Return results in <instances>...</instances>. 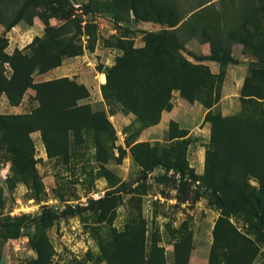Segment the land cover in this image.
Returning <instances> with one entry per match:
<instances>
[{"label": "rangeland", "instance_id": "rangeland-1", "mask_svg": "<svg viewBox=\"0 0 264 264\" xmlns=\"http://www.w3.org/2000/svg\"><path fill=\"white\" fill-rule=\"evenodd\" d=\"M26 1L0 0V115L32 114L13 120L14 142L0 123V264H264V225L248 204L220 206L208 182L168 169L181 156L187 171L204 175L211 152L244 141L258 119L264 99L242 91L264 97V0H212L197 14L196 25L223 31L238 62H204L221 78L218 103L208 107L203 94L190 103L174 91L156 123L109 104L102 85L126 46L145 47L146 32L167 23L135 17L132 0ZM157 1L177 15L199 2ZM209 51L197 36L184 54L196 62ZM17 55L19 65L38 64L33 83L71 81L56 86L46 110L13 77ZM77 95L82 107L67 106ZM217 113L240 123H219L213 141ZM245 147L249 165L229 157L219 171L245 176L247 193L264 204V136Z\"/></svg>", "mask_w": 264, "mask_h": 264}, {"label": "trees", "instance_id": "trees-1", "mask_svg": "<svg viewBox=\"0 0 264 264\" xmlns=\"http://www.w3.org/2000/svg\"><path fill=\"white\" fill-rule=\"evenodd\" d=\"M31 2L32 0H27L24 7L27 8ZM212 3V0H199L198 4L188 13L177 15L173 6L167 3L157 0H132L131 10L135 17L143 20L165 22L170 29L146 32L148 44L145 47L134 48L128 45L124 48V53L116 58L115 64L107 72L106 83L102 85L105 100L109 104H118L124 110H139L140 116L150 123L158 122L162 111L170 110L173 107L171 98L174 91H180L181 96L190 103L195 102L202 94L204 95V103L208 107L218 103L221 92L216 84L221 82V78L219 74L213 73L204 62L237 63L238 60L230 53L229 48L231 47L227 42H224L225 35L221 29L207 31L206 28L193 22L197 14L212 5ZM196 9L199 10L194 12ZM187 15H189L188 18L184 20ZM16 23L17 20L10 22L7 29H11ZM197 36L209 43L210 51L207 54L195 55L196 62H193L185 56L184 50L186 42ZM20 57L17 55L11 58L15 68L13 77L15 79L19 77L25 83H29L27 87L36 90L35 98L39 101L42 110H46V104L49 106L51 100H54V97L58 94V92L55 93L57 91L56 86L60 82L71 83V81L68 78H63L33 83L31 82L30 72L38 64L29 62L28 65H19L18 59ZM215 86L216 91L213 90ZM81 89L83 90V88H75L77 91ZM24 90L26 88H23ZM82 96L77 95L75 99L70 98L71 103L67 106L80 109L82 106L78 107L76 104ZM242 96L243 98L251 96V101H255V97L264 99V97H259L255 93H248L246 89H243ZM254 114H258V119L249 123L247 135L244 134V141L230 138L228 144L224 146L223 155H217L216 150H213L211 152L212 164L211 166L210 163L208 164L204 175L199 177L191 171H187L181 156L169 164L168 169H175L180 172L183 178L188 175L194 181L208 182L213 190L216 202L220 206L248 204L260 226L261 223L264 225V204L261 198L255 196V194L247 193L245 176L234 173L233 170L229 174H222L219 171V167L224 166V163L225 165L230 164V161L226 162L229 157H235L237 161L241 160L239 163L245 166L249 165L251 160L248 157H243V154L246 152L245 146L264 136V101L256 103ZM29 115H11L10 117L0 115V123L6 138L14 142L16 136L12 132L11 124L13 120L23 119L22 121H25L32 114ZM211 117V121H213V141L218 137V129L221 126L219 123L230 124L228 126L230 128L240 123L238 118L225 119L221 116V113L211 114ZM183 136L184 134L174 137ZM178 149H181L180 145ZM233 151L235 153L229 156ZM236 152L240 153L242 157H239ZM224 156H226V159ZM139 161L144 164L141 160ZM153 166L154 164L146 165V169L151 170ZM229 195L231 199L228 198Z\"/></svg>", "mask_w": 264, "mask_h": 264}, {"label": "crops", "instance_id": "crops-1", "mask_svg": "<svg viewBox=\"0 0 264 264\" xmlns=\"http://www.w3.org/2000/svg\"><path fill=\"white\" fill-rule=\"evenodd\" d=\"M104 80V79H103Z\"/></svg>", "mask_w": 264, "mask_h": 264}]
</instances>
